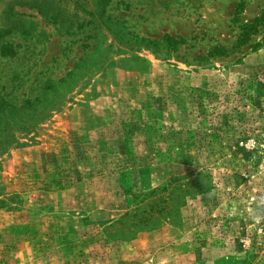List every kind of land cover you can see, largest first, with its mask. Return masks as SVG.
<instances>
[{
    "label": "rangeland",
    "instance_id": "rangeland-1",
    "mask_svg": "<svg viewBox=\"0 0 264 264\" xmlns=\"http://www.w3.org/2000/svg\"><path fill=\"white\" fill-rule=\"evenodd\" d=\"M0 264H264V0H0Z\"/></svg>",
    "mask_w": 264,
    "mask_h": 264
},
{
    "label": "trees",
    "instance_id": "trees-1",
    "mask_svg": "<svg viewBox=\"0 0 264 264\" xmlns=\"http://www.w3.org/2000/svg\"><path fill=\"white\" fill-rule=\"evenodd\" d=\"M263 18H261L260 20H262ZM255 22H258V20H256ZM163 39H165L166 41H170L172 40L174 44H177V43H183V40L180 39L178 40L177 38L176 39H172L171 37H168V36H164Z\"/></svg>",
    "mask_w": 264,
    "mask_h": 264
}]
</instances>
